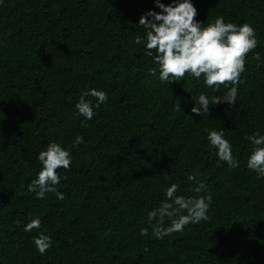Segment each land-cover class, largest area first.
<instances>
[{
  "label": "trees",
  "instance_id": "16d2710c",
  "mask_svg": "<svg viewBox=\"0 0 264 264\" xmlns=\"http://www.w3.org/2000/svg\"><path fill=\"white\" fill-rule=\"evenodd\" d=\"M191 2L205 26L220 16L248 23L259 41L235 106L200 116L191 112L199 94L227 89L149 74L157 66L135 37L146 35L141 15L160 11L154 0H0V264H264V177L247 167L246 138L264 136V0ZM91 89L108 100L95 108L86 97L96 113L87 120L75 104ZM205 128L225 131L239 167L219 160ZM50 142L71 153L70 168L57 169L63 200L27 190ZM189 175L205 190L193 191ZM172 183L177 196L211 193L209 219L157 239L148 213ZM36 218L40 229L25 232ZM40 234L52 242L43 255L33 241Z\"/></svg>",
  "mask_w": 264,
  "mask_h": 264
},
{
  "label": "clouds",
  "instance_id": "9594fccd",
  "mask_svg": "<svg viewBox=\"0 0 264 264\" xmlns=\"http://www.w3.org/2000/svg\"><path fill=\"white\" fill-rule=\"evenodd\" d=\"M154 3L160 11L148 10L141 15L139 26L147 30L146 35L143 39L140 35L135 37V43L145 45V54L157 66L150 68L149 74L156 76L159 71L160 82L169 84L188 74L193 79H202L204 85L214 93L220 92V86L227 89L223 95L211 98L200 93L197 101L200 107L194 106L191 109L197 116L201 115V110L209 113L210 106L214 104L228 103L235 106L240 77L246 70V57L259 43L254 28L248 23L241 26L225 23L222 16L205 26L195 19L198 12L191 0H172L167 5L161 0H154ZM253 59L259 60V53L254 55ZM86 97L94 98L95 108H99L107 102L108 95L96 89L81 94L75 109L79 115L91 120L96 113L92 100ZM204 131L207 133L209 144L217 149L219 160L231 168L239 167L232 154L230 142L224 138L225 131L207 128ZM246 138L254 146L247 160V167L255 172L258 178L264 177V136L255 133ZM83 142V137L78 135L75 143L79 145ZM38 162L42 165L41 170L37 178L28 184L27 190L35 193L37 199L43 200L46 193H55L58 199L63 200V194L56 188L61 180L57 169L70 168L72 163L70 151L57 142H50L46 150L39 152ZM165 179L168 180L170 177L165 176ZM188 179L197 183V187L193 189L196 193L205 190V184L197 181L195 175H189ZM163 191L166 199L157 209L148 213L152 234L157 239L179 233L189 224H199L209 219L207 213L212 202L211 193L191 198L177 196L179 187L176 183H172ZM165 218L169 221L167 226ZM16 223L19 224V220ZM40 227V219H31L24 227V231L30 232ZM148 234V228L141 229L142 236ZM33 241L41 255L46 253L52 243L50 237L43 234L33 237Z\"/></svg>",
  "mask_w": 264,
  "mask_h": 264
}]
</instances>
